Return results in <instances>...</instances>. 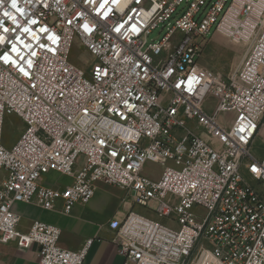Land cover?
I'll return each mask as SVG.
<instances>
[{
  "label": "built area",
  "instance_id": "2783aa9c",
  "mask_svg": "<svg viewBox=\"0 0 264 264\" xmlns=\"http://www.w3.org/2000/svg\"><path fill=\"white\" fill-rule=\"evenodd\" d=\"M12 3L0 0V242L87 264L92 239L64 248L40 220L21 232L14 206L71 215L105 182L178 224L112 220L123 264H188L195 248L194 264H264V0ZM213 29L245 46L216 88L198 66ZM75 40L97 58L89 74L69 61ZM13 114L26 129L8 147ZM51 172L71 181L44 184Z\"/></svg>",
  "mask_w": 264,
  "mask_h": 264
},
{
  "label": "crops",
  "instance_id": "0c3cea01",
  "mask_svg": "<svg viewBox=\"0 0 264 264\" xmlns=\"http://www.w3.org/2000/svg\"><path fill=\"white\" fill-rule=\"evenodd\" d=\"M56 176L58 175L54 173L51 176L54 179L45 177L42 182L52 185L64 178L61 175L59 178ZM67 181L71 179L67 178ZM135 207L133 195L124 187L98 182L96 193L88 204L76 205L71 215L53 211L57 216H47L52 217L51 224L62 230L59 241L62 247L79 250L92 239L86 255L87 264H123L124 257L119 253L115 241L116 229L112 228L110 223L114 219H120L130 210H135ZM14 209L21 216V232H27L34 220L44 221L42 217L46 214L43 210L49 211L36 203L21 202L16 203ZM38 251L37 244L28 250H20L15 243L0 242V264H38Z\"/></svg>",
  "mask_w": 264,
  "mask_h": 264
},
{
  "label": "rangeland",
  "instance_id": "374dc122",
  "mask_svg": "<svg viewBox=\"0 0 264 264\" xmlns=\"http://www.w3.org/2000/svg\"><path fill=\"white\" fill-rule=\"evenodd\" d=\"M162 37L160 34L159 29L153 31L149 36V42L158 41ZM206 47L203 51V54L198 60V66L205 71L206 73L212 75L215 78L214 87L223 86L225 84L226 75L231 71V69L235 66V64L239 61L245 46L243 44H235L229 38L214 32V29L211 33L204 38ZM69 61L74 65L84 69L87 74L91 72L93 65L97 62V58L92 56L83 45H81L77 40L73 42V45L70 50L69 54ZM215 87V88H216ZM216 90V89H215ZM215 90H212L210 100L216 99ZM26 129L25 123L16 115H7L6 121L4 125V133H3V143L6 146H12L21 134ZM263 134V132L261 133ZM162 167L157 163L148 162L145 166L144 173L150 175L154 178L159 177ZM55 172H51L48 174L43 175L45 177H51L52 174ZM59 176L58 173H55ZM56 176V177H58ZM64 178L61 181H67V178ZM59 178V177H58ZM136 211L140 213H144L149 215L152 218L160 220L164 223L171 224L175 227L178 224L175 221L170 220V218L166 217H158L154 211L147 209L146 207L136 205L134 208ZM197 211L200 209L196 208ZM46 214L42 219L44 221H48L52 223V217L47 215L55 216L56 213L53 211H44ZM57 216V215H56ZM198 248H195L188 264H194L195 257L197 256Z\"/></svg>",
  "mask_w": 264,
  "mask_h": 264
},
{
  "label": "snow or ice",
  "instance_id": "6c2138e0",
  "mask_svg": "<svg viewBox=\"0 0 264 264\" xmlns=\"http://www.w3.org/2000/svg\"><path fill=\"white\" fill-rule=\"evenodd\" d=\"M12 7H13V8H16V7H17V5H16V3H15V0H13ZM5 15L7 16L8 14L5 13ZM5 31H7V29H5ZM21 70L23 71V69H21ZM241 130H243V129H241Z\"/></svg>",
  "mask_w": 264,
  "mask_h": 264
}]
</instances>
